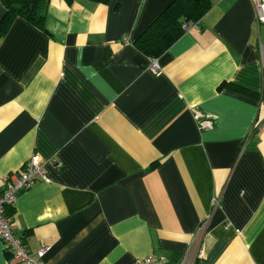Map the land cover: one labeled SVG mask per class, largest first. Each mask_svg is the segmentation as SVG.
<instances>
[{"label": "crops", "instance_id": "0c3cea01", "mask_svg": "<svg viewBox=\"0 0 264 264\" xmlns=\"http://www.w3.org/2000/svg\"><path fill=\"white\" fill-rule=\"evenodd\" d=\"M171 2L49 0L0 34V187L34 153L47 178L7 212L31 257L264 264V25L211 0L154 72L134 40Z\"/></svg>", "mask_w": 264, "mask_h": 264}, {"label": "trees", "instance_id": "16d2710c", "mask_svg": "<svg viewBox=\"0 0 264 264\" xmlns=\"http://www.w3.org/2000/svg\"><path fill=\"white\" fill-rule=\"evenodd\" d=\"M48 1L0 0L5 8L0 20V34L6 32L16 17L26 19L34 25H41L44 18V8ZM97 1L105 2L106 0ZM210 7L211 0H172L136 37L134 40L135 47L150 58H157L181 37L186 30V24L196 23L208 12ZM11 211L12 206L8 208L7 212L11 213Z\"/></svg>", "mask_w": 264, "mask_h": 264}, {"label": "built area", "instance_id": "2783aa9c", "mask_svg": "<svg viewBox=\"0 0 264 264\" xmlns=\"http://www.w3.org/2000/svg\"><path fill=\"white\" fill-rule=\"evenodd\" d=\"M256 10V20L260 25H264V0H252ZM188 25L186 24V28ZM150 70L159 71V64L155 58H152ZM193 115L196 119L198 128H211L213 119L193 108ZM44 162L39 154L34 153L24 164L23 168L11 174L3 187H0V241L10 252L11 256L20 260L24 264H45L42 260L45 253L50 249L49 246H42L36 252L35 257H31L25 247L23 238L15 234V225L10 217L7 216V209L14 204L16 193L31 186L39 179L47 180L45 175ZM215 198L212 202L215 203ZM170 259L163 255L149 254L137 261V264H170ZM177 264V263H176ZM182 264V263H178Z\"/></svg>", "mask_w": 264, "mask_h": 264}]
</instances>
